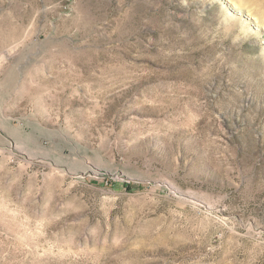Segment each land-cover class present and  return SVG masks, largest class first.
Here are the masks:
<instances>
[{"label": "rangeland", "instance_id": "rangeland-1", "mask_svg": "<svg viewBox=\"0 0 264 264\" xmlns=\"http://www.w3.org/2000/svg\"><path fill=\"white\" fill-rule=\"evenodd\" d=\"M0 264H264V0H0Z\"/></svg>", "mask_w": 264, "mask_h": 264}, {"label": "crops", "instance_id": "crops-1", "mask_svg": "<svg viewBox=\"0 0 264 264\" xmlns=\"http://www.w3.org/2000/svg\"><path fill=\"white\" fill-rule=\"evenodd\" d=\"M1 121H2V126H6L8 124V120L7 119H1Z\"/></svg>", "mask_w": 264, "mask_h": 264}]
</instances>
